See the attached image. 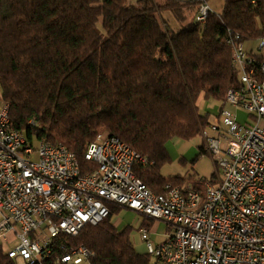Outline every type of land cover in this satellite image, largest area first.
<instances>
[{
  "label": "trees",
  "instance_id": "1",
  "mask_svg": "<svg viewBox=\"0 0 264 264\" xmlns=\"http://www.w3.org/2000/svg\"><path fill=\"white\" fill-rule=\"evenodd\" d=\"M222 1L199 24L196 3L180 0H0V102L11 126L29 140L64 145L81 174L96 168L84 158L88 143L114 135L146 158L133 172L152 192L164 193L168 183L203 191L190 175L161 174L170 161L166 144L201 138L211 121L199 99L216 100L219 111L227 91L240 86L226 27L243 41L264 27V0ZM206 153L199 143L191 162ZM108 208L101 222L59 236L33 264H67L57 258L77 246L90 252V264H156L135 248L129 226H114L123 207ZM0 264H18L2 244Z\"/></svg>",
  "mask_w": 264,
  "mask_h": 264
},
{
  "label": "built area",
  "instance_id": "2",
  "mask_svg": "<svg viewBox=\"0 0 264 264\" xmlns=\"http://www.w3.org/2000/svg\"><path fill=\"white\" fill-rule=\"evenodd\" d=\"M180 1L196 3L199 24L213 12L206 0ZM225 42L235 53L240 86L227 91L225 106L203 133L220 169L202 183L203 191L168 183L164 193L152 192L133 172L146 158L107 133L88 143L84 158L96 168L81 174L72 151L45 138L29 140L11 126L8 104L0 102V236L6 243L13 232L17 240L8 256L33 264L50 255L59 236L101 222L114 204L166 224L158 243L146 225L137 227L156 264H264V79L257 77L264 75V60L256 59L264 54V27L256 50H246V41L227 27ZM226 104L246 112V121L239 123ZM89 255L72 247L57 262L90 264Z\"/></svg>",
  "mask_w": 264,
  "mask_h": 264
},
{
  "label": "rangeland",
  "instance_id": "3",
  "mask_svg": "<svg viewBox=\"0 0 264 264\" xmlns=\"http://www.w3.org/2000/svg\"><path fill=\"white\" fill-rule=\"evenodd\" d=\"M222 2V0H210L208 4L213 12L219 13L222 7ZM163 15L166 17L169 14L168 12H163ZM168 17L171 21H173L171 16ZM175 27H177L178 29L179 26ZM250 46H252L256 50L257 44L255 41H246L244 44L246 50ZM198 102L199 105H203L202 112L208 113L209 120L213 121L214 116L218 112L219 103L212 98H209L207 100L199 99ZM226 107L236 113L237 121L239 123H244L246 121V112L240 109H235L228 104H226ZM250 121H253V119L248 120V122ZM199 143H202L205 149V140L203 134L201 138L196 137L190 140L173 138L168 141L166 144V148L170 157V161L161 168V174L166 177L174 176L177 174L190 175L193 181H200L201 184L216 175H220V169L215 163L214 156L209 152L198 156L194 163L191 162V160H193L198 153ZM180 157L185 160L184 164L178 161ZM144 219V216H142L141 214L131 209L123 208L117 215L114 216L112 220L114 226L118 229H122L125 226H129L132 229L130 238L135 248L139 251L144 250V245L138 237L137 227L140 221L141 223L146 225L144 223ZM149 220L150 219H145V222H147L148 224L146 225V227H148L150 232V240L154 243H158L162 241L165 238V234L168 233L166 224L160 220ZM6 238L8 240V242H6L7 247L14 248V246L17 244V240L14 238L13 232H8L6 234ZM1 243L2 238L0 236V244ZM151 260H154L153 257H151ZM18 262L21 263L20 261Z\"/></svg>",
  "mask_w": 264,
  "mask_h": 264
},
{
  "label": "crops",
  "instance_id": "4",
  "mask_svg": "<svg viewBox=\"0 0 264 264\" xmlns=\"http://www.w3.org/2000/svg\"><path fill=\"white\" fill-rule=\"evenodd\" d=\"M199 107H200V109H201V111H202V109H203V105L201 104V105H199ZM140 223H141V221H140ZM139 223V224H140ZM5 248H7V245H6V243L5 242H3L2 241V243H1ZM142 251V250H141Z\"/></svg>",
  "mask_w": 264,
  "mask_h": 264
},
{
  "label": "bare ground",
  "instance_id": "5",
  "mask_svg": "<svg viewBox=\"0 0 264 264\" xmlns=\"http://www.w3.org/2000/svg\"><path fill=\"white\" fill-rule=\"evenodd\" d=\"M232 61L233 63L235 62V53H232ZM18 264H21V263L18 262Z\"/></svg>",
  "mask_w": 264,
  "mask_h": 264
}]
</instances>
